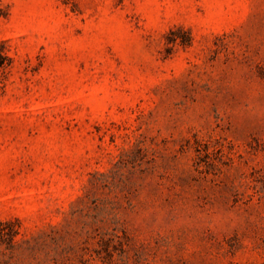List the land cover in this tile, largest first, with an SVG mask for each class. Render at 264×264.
Instances as JSON below:
<instances>
[{
    "label": "rangeland",
    "instance_id": "1",
    "mask_svg": "<svg viewBox=\"0 0 264 264\" xmlns=\"http://www.w3.org/2000/svg\"><path fill=\"white\" fill-rule=\"evenodd\" d=\"M0 264H264V0H0Z\"/></svg>",
    "mask_w": 264,
    "mask_h": 264
},
{
    "label": "trees",
    "instance_id": "2",
    "mask_svg": "<svg viewBox=\"0 0 264 264\" xmlns=\"http://www.w3.org/2000/svg\"><path fill=\"white\" fill-rule=\"evenodd\" d=\"M4 223L10 224L11 222L10 221H4Z\"/></svg>",
    "mask_w": 264,
    "mask_h": 264
}]
</instances>
